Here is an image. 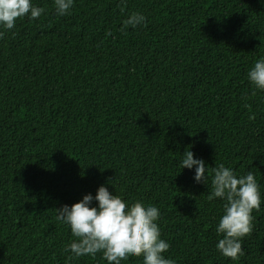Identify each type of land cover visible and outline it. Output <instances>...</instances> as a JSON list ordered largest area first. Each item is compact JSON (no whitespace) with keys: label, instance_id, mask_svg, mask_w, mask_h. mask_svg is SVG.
I'll list each match as a JSON object with an SVG mask.
<instances>
[{"label":"trees","instance_id":"1","mask_svg":"<svg viewBox=\"0 0 264 264\" xmlns=\"http://www.w3.org/2000/svg\"><path fill=\"white\" fill-rule=\"evenodd\" d=\"M32 3L38 18L0 29V264H107L69 259L76 238L56 219L102 184L159 209L176 264H264V92L246 78L264 56V3L73 0L63 16ZM132 12L146 25L121 31ZM186 148L208 186L179 166ZM220 163L251 170L261 193L236 260L215 249Z\"/></svg>","mask_w":264,"mask_h":264},{"label":"clouds","instance_id":"2","mask_svg":"<svg viewBox=\"0 0 264 264\" xmlns=\"http://www.w3.org/2000/svg\"><path fill=\"white\" fill-rule=\"evenodd\" d=\"M54 5L56 14L63 16L71 9L73 0H54ZM42 12L32 0H0V29L10 30L17 19L27 17L32 21ZM146 22L142 13L132 12L122 21L121 31L143 27ZM246 78L254 90L264 92V56L254 61ZM179 166L193 171L195 183L208 186V167L202 158L194 157L191 149L183 151ZM214 198L222 201V214L215 225L218 237L215 249L222 256L236 260L243 255L241 240L251 231V214L261 205L258 181L251 170L237 176L223 163L215 164L208 195V199ZM56 213V219L76 238L65 245L69 259L95 257L99 252L107 264H122L132 257L142 258V264H176L165 256L170 245L161 238L160 212L155 205L128 202L102 184L95 195L85 194L78 202L57 208Z\"/></svg>","mask_w":264,"mask_h":264}]
</instances>
